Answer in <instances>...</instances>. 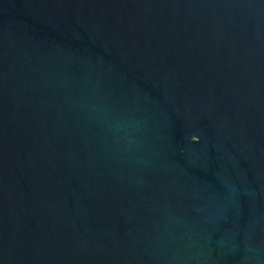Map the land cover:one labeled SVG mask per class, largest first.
Returning a JSON list of instances; mask_svg holds the SVG:
<instances>
[{"label":"water","instance_id":"95a60500","mask_svg":"<svg viewBox=\"0 0 264 264\" xmlns=\"http://www.w3.org/2000/svg\"><path fill=\"white\" fill-rule=\"evenodd\" d=\"M0 264H264V0H0Z\"/></svg>","mask_w":264,"mask_h":264}]
</instances>
